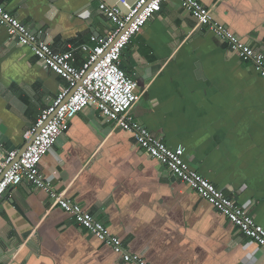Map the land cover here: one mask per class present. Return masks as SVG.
I'll return each mask as SVG.
<instances>
[{"label":"crops","instance_id":"1","mask_svg":"<svg viewBox=\"0 0 264 264\" xmlns=\"http://www.w3.org/2000/svg\"><path fill=\"white\" fill-rule=\"evenodd\" d=\"M248 47L264 54V0H198ZM55 50L93 46L110 22L98 0H0ZM86 54L76 52V66ZM139 85L131 118L172 148L264 227V80L182 0H166L125 48ZM68 82L0 26V140L25 134ZM6 147L3 143L0 151ZM41 171L124 247L149 264H264V249L189 185L147 156L95 107L79 113ZM0 264H130L29 184L0 200Z\"/></svg>","mask_w":264,"mask_h":264},{"label":"built area","instance_id":"2","mask_svg":"<svg viewBox=\"0 0 264 264\" xmlns=\"http://www.w3.org/2000/svg\"><path fill=\"white\" fill-rule=\"evenodd\" d=\"M98 1L100 14L112 26L109 35L102 39L93 37V46L69 47L64 51L55 50L41 40L0 3V26L7 29L10 40L29 47L43 65L68 82V87L57 95L50 107L41 112L35 126L25 134L28 141L38 132L19 160L15 162L19 151L0 155V200L11 187L29 184L47 193L52 206L61 208L91 235L120 255L123 262L149 264L139 255L129 252L121 239L114 236L93 214L68 199L63 192L57 191L53 181L41 171L43 158L69 129L70 122L88 107H95L104 119L113 123L114 128L130 133L147 156L157 160L174 178L189 185L234 224L244 237L264 249V227L257 223L246 207L239 205L199 172L190 169L185 161L184 147L172 148L131 118V111L140 100L139 85L122 68V53L160 11L166 0H137L132 5L119 0L125 4L128 13L117 5H110L107 0ZM182 6L200 25L209 26L234 54L245 62H251L264 80L262 52L248 47L226 26L215 21L213 8L203 6L198 0H182ZM77 50L86 54L81 66H76Z\"/></svg>","mask_w":264,"mask_h":264},{"label":"water","instance_id":"3","mask_svg":"<svg viewBox=\"0 0 264 264\" xmlns=\"http://www.w3.org/2000/svg\"><path fill=\"white\" fill-rule=\"evenodd\" d=\"M123 1H125V3L128 4V5H132V4H134L137 0H123ZM107 2H108L110 5H117V6L120 7L125 13H128V9L126 8L125 4L119 2V0H107ZM33 32L36 33V34L40 37L41 40H43V41L45 40L44 37H41V36L38 34L37 30H34ZM71 95H72V93L69 95V97H70ZM37 134H38V132L35 133V135H33V137H32L30 140L26 141V145L24 146V149L21 150V151H19V153H18V157L16 158L15 162H17V161L19 160L20 156H21V155L27 150V148L32 144V142H33V140L35 139V137H36ZM3 143H6V147H5L3 150L0 151V155H6V154H9V153H11V152H13V151H16V147H14L13 145H11V143H10L9 141H6V140H3V141L0 140V148H2Z\"/></svg>","mask_w":264,"mask_h":264}]
</instances>
